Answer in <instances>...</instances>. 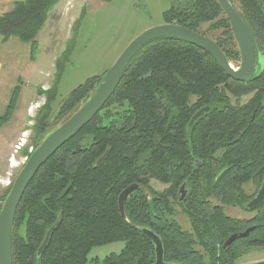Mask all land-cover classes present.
<instances>
[{
  "label": "trees",
  "instance_id": "obj_1",
  "mask_svg": "<svg viewBox=\"0 0 264 264\" xmlns=\"http://www.w3.org/2000/svg\"><path fill=\"white\" fill-rule=\"evenodd\" d=\"M59 2H14L0 15L1 42L16 38L29 47L34 61L37 37ZM229 2L247 27L256 52L264 55V0H235L236 7ZM81 17L57 60L51 87L39 90L45 103L34 118L33 151L87 102L103 78L87 79L53 112L62 62L73 51ZM162 18L164 24L205 37L217 33L208 38L232 65L239 64L229 21L217 0H185ZM18 94L15 87L0 115V126L11 117ZM205 107L209 110L188 127L192 116ZM23 149L26 154L27 148ZM152 181L165 188L154 190ZM263 181L264 66L251 81L235 82L198 47L175 38L154 39L132 57L102 110L29 183L11 224V264H87L92 248L117 242L124 244L122 251L107 256L104 264H153L154 247L142 229L159 237L165 263L238 264L250 251L264 249V202L254 210L245 208ZM183 183L187 195L179 202ZM133 184L137 188L124 202L123 219L118 197ZM11 186L0 194V211ZM224 207L251 216L234 219ZM178 213L188 230L180 226ZM251 227L246 237L223 248L230 236Z\"/></svg>",
  "mask_w": 264,
  "mask_h": 264
},
{
  "label": "rangeland",
  "instance_id": "obj_2",
  "mask_svg": "<svg viewBox=\"0 0 264 264\" xmlns=\"http://www.w3.org/2000/svg\"><path fill=\"white\" fill-rule=\"evenodd\" d=\"M16 1L20 0H0V15L10 11ZM184 1L114 0L105 3L102 0H60L48 15L37 37L38 49L34 61L30 60L29 47L16 38H10L5 43L0 40V115L6 109L12 90L15 87L19 89L11 117L5 125L0 126V194L9 188L23 167L22 159L28 155V148L31 147L34 118L45 103L39 90L51 87L57 60L64 52L72 36L73 26L81 15L73 51L62 62L57 96L52 105L54 113L75 88L87 79L104 75L135 37L149 28L163 24V13ZM230 1L237 6L235 0ZM206 28L207 25L202 29ZM216 36L217 33L208 34L211 39ZM263 66L264 55H260L257 72ZM233 67L238 68L239 64ZM19 144L24 145L22 147ZM16 146H19L18 150H15ZM23 148H27L26 154H22ZM151 187L156 191L165 188L154 181ZM224 212L234 219H247L251 216L234 207H224ZM177 220L184 230H188L186 219L179 213ZM123 247L122 242L94 247L88 254L87 264H104L107 256L119 254ZM252 256L264 257V249L250 251L238 263H244Z\"/></svg>",
  "mask_w": 264,
  "mask_h": 264
},
{
  "label": "water",
  "instance_id": "obj_3",
  "mask_svg": "<svg viewBox=\"0 0 264 264\" xmlns=\"http://www.w3.org/2000/svg\"><path fill=\"white\" fill-rule=\"evenodd\" d=\"M224 15L229 21L236 46L240 56L239 67L234 68L226 59L221 49L216 43L196 32L174 24H161L149 28L135 37L116 58L111 67L103 75V78L95 89L93 95L75 113L66 119L60 126L53 130L41 144L30 154L26 163L21 168L17 177L12 183L10 191L4 200L0 211V264H11L10 259V231L11 224L18 207V204L28 187L29 183L47 160L55 154L64 144L75 137L91 120L102 110L107 101L111 98L118 86L121 76L128 63L136 52L146 43L158 38H175L188 42L202 51L206 52L221 68L225 75L235 82L247 83L251 81L259 67V55L256 52L254 42L245 26L244 22L233 8L229 0H217ZM208 107L198 110L190 119L188 127L204 113ZM102 156L97 165L101 163ZM137 188L136 184L125 188L118 197V210L120 216L126 219L124 212V202L127 196ZM178 201L182 202L187 190L183 183L178 190ZM264 202V181L261 184L255 197L245 206L247 210H254ZM55 226L51 227L37 250L39 256L45 249L51 232ZM253 227L244 232L230 236L224 243L223 248H228L238 237L244 238ZM142 232L150 239L154 247L155 261L153 264H170L163 260V246L159 237L148 229Z\"/></svg>",
  "mask_w": 264,
  "mask_h": 264
},
{
  "label": "crops",
  "instance_id": "obj_4",
  "mask_svg": "<svg viewBox=\"0 0 264 264\" xmlns=\"http://www.w3.org/2000/svg\"><path fill=\"white\" fill-rule=\"evenodd\" d=\"M0 71H1V66H0ZM0 96H1V89H0ZM23 145L24 144H21L22 147H23ZM12 146L13 145L11 144L10 147H12ZM0 163H2V162H0ZM262 262H264V257L255 258L254 256H252V258H248V260H246L244 263H241V264H256V263H262ZM238 264H240V263H238Z\"/></svg>",
  "mask_w": 264,
  "mask_h": 264
},
{
  "label": "built area",
  "instance_id": "obj_5",
  "mask_svg": "<svg viewBox=\"0 0 264 264\" xmlns=\"http://www.w3.org/2000/svg\"><path fill=\"white\" fill-rule=\"evenodd\" d=\"M21 144H19V146H20ZM19 146H16L15 147V150H18L19 149ZM33 152V148L32 147H29L28 148V155L27 156H25V157H23V159H22V165H24L25 163H26V161H27V159H28V157H29V155L31 154Z\"/></svg>",
  "mask_w": 264,
  "mask_h": 264
}]
</instances>
